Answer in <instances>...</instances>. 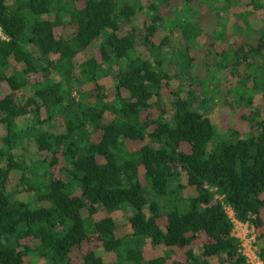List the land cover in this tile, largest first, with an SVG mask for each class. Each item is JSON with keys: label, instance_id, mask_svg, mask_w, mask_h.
<instances>
[{"label": "trees", "instance_id": "1", "mask_svg": "<svg viewBox=\"0 0 264 264\" xmlns=\"http://www.w3.org/2000/svg\"><path fill=\"white\" fill-rule=\"evenodd\" d=\"M0 32V264H246L225 207L264 263V0H0Z\"/></svg>", "mask_w": 264, "mask_h": 264}, {"label": "rangeland", "instance_id": "2", "mask_svg": "<svg viewBox=\"0 0 264 264\" xmlns=\"http://www.w3.org/2000/svg\"><path fill=\"white\" fill-rule=\"evenodd\" d=\"M78 3H79V1H78ZM255 14H256V20L258 23V20L261 19L262 15L259 13H255ZM201 39L202 38H200V40ZM93 46L94 45L90 44V46L82 54H80L76 58V61H80L81 59L86 57L88 54H90L93 50ZM99 82L101 84H103L105 87H108L111 84L109 76H104V77L100 78ZM255 103H258L257 99H255ZM263 107H264V105H263ZM210 120L212 121V123L216 124L219 129H223L225 127L226 122H227V115H226V111H224L222 109L221 104H218L214 108V110L210 113ZM262 198L264 199V194L262 195ZM225 210L228 214H230L231 210L229 207H225ZM111 216L116 223L123 226V231H126V232L130 231L129 225L126 221V214L123 211H120V210L114 211L111 214ZM254 234H255V232H254ZM171 258L174 260H182L183 259L182 251L181 250H175L171 254Z\"/></svg>", "mask_w": 264, "mask_h": 264}, {"label": "built area", "instance_id": "3", "mask_svg": "<svg viewBox=\"0 0 264 264\" xmlns=\"http://www.w3.org/2000/svg\"><path fill=\"white\" fill-rule=\"evenodd\" d=\"M1 36V32H0ZM231 210V209H230ZM228 214V213H227ZM232 221V234L239 239V252L246 264H264L258 256L255 245V234L251 226L246 222L237 221L232 214H228Z\"/></svg>", "mask_w": 264, "mask_h": 264}]
</instances>
